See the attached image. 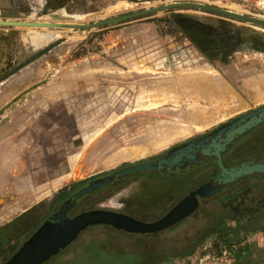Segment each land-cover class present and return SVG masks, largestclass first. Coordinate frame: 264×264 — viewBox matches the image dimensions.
<instances>
[{"label":"rangeland","instance_id":"374dc122","mask_svg":"<svg viewBox=\"0 0 264 264\" xmlns=\"http://www.w3.org/2000/svg\"><path fill=\"white\" fill-rule=\"evenodd\" d=\"M118 1L81 8L75 0H0V21L87 25L175 3H196L264 20V0H124L133 8L104 13ZM23 75L32 78L24 81ZM162 86H172L170 96L175 93L176 101L172 98L144 108L140 92L160 91ZM2 104L9 110V120L21 126L16 135L24 133L29 141H37L48 133L72 141L67 172L76 156L82 155L79 174L71 181L75 190L97 177L157 159L264 106V27L196 8L163 10L102 29L0 26ZM161 128L177 133L172 135L176 138L164 146H154ZM51 147L64 146L56 143ZM247 160H264V124L234 146L226 163ZM178 172L160 175L141 170L90 197L70 216L90 208L103 209L94 207L108 205L105 201L99 204L97 198H105L133 178L170 177L183 182V191L165 210L129 215L154 222L189 190L216 174L211 167L209 172ZM262 187V182L250 179L203 201L190 215H201L195 236L200 229L202 234L188 239L193 230L185 231V254L180 257L158 254L157 249L151 254L152 246L145 244L151 241V234L125 235L103 229L88 234L99 227L96 225L81 231L43 264H110L108 256L96 253L97 245L105 240L119 250L135 242L138 251H143L138 254L139 264H224L218 261L223 248L230 251L234 264H264ZM209 238L213 239L207 249L211 257H193ZM23 242L0 256V264H5Z\"/></svg>","mask_w":264,"mask_h":264},{"label":"crops","instance_id":"0c3cea01","mask_svg":"<svg viewBox=\"0 0 264 264\" xmlns=\"http://www.w3.org/2000/svg\"><path fill=\"white\" fill-rule=\"evenodd\" d=\"M108 1L75 0L78 5L82 6L81 8L94 6L95 3L102 6ZM61 7L63 8L64 5ZM188 72L192 73L190 75H194L192 71ZM2 109L5 113L0 114V256L5 255L19 242L28 238L56 206L62 194L73 189L72 184L74 182L71 183V181L79 174L82 163V155L76 156L70 173L67 172L68 160L73 154L71 140L63 139V141L55 135L46 133L39 136L37 141H29L24 133L15 134L21 126L15 125L9 120L7 106L0 105V111ZM56 143H63L64 147H56L51 150L52 144ZM53 150L54 152H51ZM68 150H71L69 156ZM53 154L55 155L53 156ZM118 155L120 156V154ZM115 160L112 159L113 162ZM180 180H184V178ZM124 184L113 189L104 196L105 198H97L99 204L105 201L108 205H95L94 207L134 216L147 212H161L160 210H165L183 191V182L178 181V179L173 180L170 177H151L149 179L137 177L126 181ZM108 188L99 190V194ZM262 190L264 192V187ZM191 216L187 220H182L173 227L157 233H129L104 224L97 225L99 227H94L87 233L96 234L103 229V231L121 232L125 235L151 234V241L145 243L152 246L151 254L155 255V249H157L158 254L180 257L185 254V243L187 242L185 231L193 230L192 236H188V239L198 238L202 234L200 229V234L195 236L198 233L196 225L201 226L199 223L202 218L201 215H195V218H191ZM107 243L106 240L102 244L99 243L96 253L99 256H108L110 264H139L138 254L139 252L143 253V251H138L139 248L135 242L134 245H129L123 250H119L117 245L113 243Z\"/></svg>","mask_w":264,"mask_h":264},{"label":"water","instance_id":"95a60500","mask_svg":"<svg viewBox=\"0 0 264 264\" xmlns=\"http://www.w3.org/2000/svg\"><path fill=\"white\" fill-rule=\"evenodd\" d=\"M173 8L201 9L235 21L252 23L264 27V20L196 3H175L141 11H132L87 25L0 21V26L102 29ZM262 124H264V106L230 121L218 130L204 137L172 148L162 157L145 163L130 165L93 180L86 187L74 193L62 206V208H71L75 205L76 201L85 194H89L112 183L116 179L128 177L141 170L166 173L177 167L181 169L186 166L192 167L206 160L210 151L216 152L219 174L209 183L203 184L190 192L157 221L145 223L131 216L107 210H90L82 212L72 218H68L61 211H58L48 217L5 264H42L56 255L60 250L66 248L76 239L81 231L89 226L104 224L129 233H157L174 226L184 218L190 216L197 208V197L209 198L220 192L224 187H230L241 180L249 178L261 179L264 181V160L243 162L231 168L225 167L221 162V155L229 146L240 137Z\"/></svg>","mask_w":264,"mask_h":264},{"label":"flooded vegetation","instance_id":"af4514ba","mask_svg":"<svg viewBox=\"0 0 264 264\" xmlns=\"http://www.w3.org/2000/svg\"><path fill=\"white\" fill-rule=\"evenodd\" d=\"M227 124V123H226ZM222 127V126H221ZM258 127H260V126H258ZM258 127H255L254 129H256V128H258ZM220 128V127H219ZM218 128V129H219ZM218 129H215V130H213V131H211V132H209V133H207V134H205V135H203V136H201V137H204V136H206V135H208V134H210V133H212V132H214V131H216V130H218ZM254 129H252L250 132H252ZM250 132H248V133H246L245 135H243L242 137H240L238 140H236L231 146H229L228 147V149L225 151V152H223L222 153V155H221V162H222V164L225 166V167H227V168H231V167H234V166H236V165H238V164H240V163H243V162H249V161H261V160H247V161H240V162H237L236 164H233V165H228L227 163H226V159L228 158V156H229V154H230V152L233 150V148H234V146L242 139V138H244L246 135H248ZM201 137H199V138H201ZM199 138H197V139H199ZM196 140V139H195ZM192 141H194V140H192ZM190 142V141H189ZM187 143V142H186ZM180 146V145H179ZM177 147V146H176ZM168 152V151H167ZM166 152V153H167ZM165 153V154H166ZM165 154H163V155H165ZM163 155H161L160 157H162ZM159 158V157H158ZM210 167L212 168V169H215L216 170V174L212 177V178H210L208 181H206L205 183H202L201 185H203V184H206V183H209L211 180H213L218 174H219V167H218V163H217V153L216 152H212V151H210L209 153H208V155H207V157H206V160H204L202 163H200L199 165H195V166H192V167H190V166H186L185 168H183V169H181V168H175L174 170H171V171H168V172H166V173H161V172H155V173H158V174H160V175H166V174H169V173H172V172H176V170L177 171H179L178 173H181V172H184V170H190V171H192V172H194V171H199V170H203L204 172H209L210 171ZM150 172H153V171H150ZM136 174V173H135ZM106 176V175H105ZM102 177H104V176H102ZM98 178H101V177H97V178H95V179H93V180H96V179H98ZM126 178V177H125ZM125 178H122V179H125ZM164 178V177H163ZM166 178H169V177H166ZM122 179H116V180H114L112 183H110V184H108V185H106V186H103V187H101V188H99V189H97V190H95V191H93V192H91V193H89V194H85L84 196H82L81 198H79L77 201H79V203H77V201H76V203H75V205L73 206V207H71V208H62V206H63V204L74 194V193H76L77 191H79L80 189H82L83 187H86L91 181H93V180H91V181H89L86 185H84V186H82V187H80V188H77V189H69L68 191H66V192H64L63 194H62V196L60 197V199L57 201V204H56V206L50 211V213L48 214V216L43 220V222L48 218V217H50L52 214H54V213H56V212H58V211H61L65 216H67L68 218H72L71 216H70V212L72 211V210H74V209H80V204L81 203H83L84 201H86V200H88L90 197H93L95 194L96 195H100L99 194V190H101V189H103V188H108V187H110V185H112L114 182H119L120 180H122ZM180 179V178H179ZM250 179H253V180H256V181H260V182H262V186L264 187V181L263 180H261V179H255V178H249V179H245V180H241V181H239L238 183H236L235 185H232V186H230V187H224L220 192H218V193H216V194H214L213 196H211V197H209V198H200V197H197V200H198V205H197V208H196V210L195 211H198V209H199V207L203 204V201H206V200H208V199H211L212 197H214V196H217V195H219V194H222V193H227V192H229L233 187H235L236 185H238V184H240V183H242V182H244V181H246V180H250ZM200 185V186H201ZM200 186H198V187H200ZM198 187H196V188H194V189H192V190H189L188 192H187V194L185 195V196H187L190 192H192V191H194L195 189H197ZM186 191V190H185ZM96 192V193H95ZM185 196H183V198L185 197ZM99 197V196H98ZM183 198H181L180 199V201L183 199ZM179 202V201H178ZM177 204V203H176ZM175 204V205H176ZM174 205V206H175ZM62 209V210H61ZM90 210H104V209H86V210H81L79 213H77V214H75V215H73V217L74 216H76V215H78V214H80V213H82V212H86V211H90ZM107 211H109V210H107ZM194 211V212H195ZM193 212V213H194ZM117 213H120V212H117ZM167 213V212H166ZM165 213V214H166ZM122 214H124V213H122ZM164 214V215H165ZM125 215H127V214H125ZM163 215V216H164ZM129 216V215H128ZM134 218V217H133ZM161 218V217H160ZM134 219H137V220H139V221H141V222H145V223H150V222H147V221H144V220H140V219H138V218H134ZM42 222V223H43ZM42 223H41V225H42ZM40 225V226H41ZM39 226V227H40ZM37 230V229H36ZM35 230V231H36ZM34 231V232H35ZM33 232V233H34ZM32 233V234H33ZM31 234V235H32ZM30 235V236H31ZM29 236V237H30ZM28 237V238H29ZM27 238V239H28ZM27 239H25L24 240V242L27 240ZM23 242V243H24ZM22 243V244H23ZM22 246V245H21ZM65 249V248H64ZM62 250H60L56 255H54V256H52V257H55V256H57L60 252H61ZM51 257V258H52ZM11 258V257H10ZM10 258H8V260L10 259ZM7 260V261H8ZM48 261V260H47ZM46 262V261H45ZM44 263V262H43ZM42 263V264H43Z\"/></svg>","mask_w":264,"mask_h":264},{"label":"bare ground","instance_id":"6f19581e","mask_svg":"<svg viewBox=\"0 0 264 264\" xmlns=\"http://www.w3.org/2000/svg\"><path fill=\"white\" fill-rule=\"evenodd\" d=\"M131 8H133V5L131 3L126 2V1H122V2H117L115 5L106 8L104 10V13L109 14V13H112V12H114L116 10H123V9L125 10V9H131ZM29 28H31V27H29ZM29 78H32L31 75H26V77H24V79H22V80L26 81ZM194 81L196 82V79ZM167 87L168 88L162 86V88L160 89V91L157 90V91H152L151 92V91H148V90H144V91L140 92V93L143 94V96H141L140 98L143 99V100H145V103L143 104V106H146V107H144V108H150L151 106H156V105L162 104V103H164L166 101H171L172 98H173L172 101H176L175 99H177V98L174 97V94L175 93L173 94L172 98L170 96L171 95V88H172V86L171 87L170 86H167ZM164 97H167L168 99H165ZM163 130L161 128V131L158 132L159 133V136H157L158 138L156 139V142H155V145L154 146H164L166 143H168L169 140H171L174 136L177 135V133H171V132L163 131ZM172 135H174V136H172ZM175 138H173V139H175ZM151 145H153V144H151ZM148 149H150V146H149ZM143 150L145 151V148Z\"/></svg>","mask_w":264,"mask_h":264},{"label":"built area","instance_id":"2783aa9c","mask_svg":"<svg viewBox=\"0 0 264 264\" xmlns=\"http://www.w3.org/2000/svg\"><path fill=\"white\" fill-rule=\"evenodd\" d=\"M212 238H209L208 241L204 242V244L200 245V247L197 249L193 257L198 258L200 255H204V259H209L211 257V254L208 253V248L211 246ZM218 261L221 263L222 261H225L224 264H234V258L230 251H228L226 248H223L221 250L220 258H218Z\"/></svg>","mask_w":264,"mask_h":264}]
</instances>
